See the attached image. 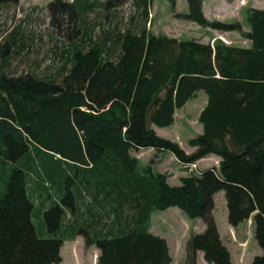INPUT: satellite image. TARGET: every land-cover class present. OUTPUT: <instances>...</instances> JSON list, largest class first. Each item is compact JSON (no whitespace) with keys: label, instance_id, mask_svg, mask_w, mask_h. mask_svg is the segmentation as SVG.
Listing matches in <instances>:
<instances>
[{"label":"trees","instance_id":"1","mask_svg":"<svg viewBox=\"0 0 264 264\" xmlns=\"http://www.w3.org/2000/svg\"><path fill=\"white\" fill-rule=\"evenodd\" d=\"M127 1L52 0L51 48L45 36L23 32L0 45V264H58L62 244L76 236L98 249L96 264H171L166 240L150 232L152 214L169 208L205 226L187 241V264L198 252L207 264H232L213 216L219 192L231 227L251 220L261 254L250 264H264V9L246 11L244 31L239 22H210L203 0H185L188 13L176 17L248 43L234 46L98 25L97 8ZM148 2L135 0L145 19ZM29 51L50 65L18 75L10 59ZM199 92L207 98L202 134L188 140V154L152 127L172 126ZM145 149L184 165L220 160L170 186L131 156ZM35 198L44 238L31 219Z\"/></svg>","mask_w":264,"mask_h":264},{"label":"rangeland","instance_id":"2","mask_svg":"<svg viewBox=\"0 0 264 264\" xmlns=\"http://www.w3.org/2000/svg\"><path fill=\"white\" fill-rule=\"evenodd\" d=\"M52 0H17L16 4L0 6V45L4 43L10 35L23 32L26 39L30 36H45V44L51 48L52 37L57 31L51 25V18L47 10V5ZM72 2L73 0H63ZM90 2L104 3L106 0H88ZM147 18L142 12V7L135 3V0H128L122 6L111 12L97 8L96 13H100L102 20L98 18V25L107 29L116 26L129 25L131 29L138 30L140 27L146 28L154 35H165L177 40L194 39L203 44H212L216 39L227 45L247 46L236 32H220L210 28H202L196 24L176 17L178 14H187L188 5L185 0H176L174 8L169 0H150L146 5ZM249 8L264 9V0H204L203 13L210 22L234 23L239 22L244 31L248 30L246 11ZM95 17V13L92 14ZM91 16V17H92ZM97 18V17H96ZM103 23V24H102ZM25 31V33H24ZM36 44V41H34ZM30 48V47H29ZM11 54L12 51L10 50ZM25 52L23 56H14L10 59L12 69L18 68L17 74H22L23 70L30 65H38V70L43 72L50 65L46 57H35L32 53ZM14 67V68H13ZM206 95L199 92L197 96L186 103L184 107L175 113L174 123L169 128L152 127L156 134L177 143L186 153H191L188 148V140L201 134L202 126L199 124V114L206 105ZM131 156L138 159L139 166L151 167L152 172L165 174L170 186H179L180 179L188 175H199V172L210 166H218V158L213 155L205 157L196 162L197 169L193 173L188 172L185 165L178 162L170 154L157 153L153 149L131 151ZM34 201V211L32 222L39 237L48 235L41 204L37 198ZM213 214L216 218L217 226L221 232L223 244L232 254L233 264H250L252 260L242 261L245 253L244 248H240L239 258L236 249L239 248L238 239L235 240L233 230L229 229L227 222V208L224 199V192H219L215 198ZM235 229V228H234ZM243 233L247 240L251 241L252 247L255 245L261 254L257 242L252 237L253 227L251 221H245L236 228ZM205 230L201 219H190L178 208H169L162 212H154L151 216V229L153 234L162 236L166 240L171 264H187V241L193 234H200ZM251 248V246H250ZM99 251L94 246H87L83 236H76L72 241H66L59 250L61 258L58 264H96ZM195 264H207L201 254H196Z\"/></svg>","mask_w":264,"mask_h":264},{"label":"crops","instance_id":"3","mask_svg":"<svg viewBox=\"0 0 264 264\" xmlns=\"http://www.w3.org/2000/svg\"><path fill=\"white\" fill-rule=\"evenodd\" d=\"M203 4H204V0H203ZM177 111V110H176ZM176 113V112H175ZM171 127V126H170ZM169 128V127H168ZM201 134H202V132H201ZM200 135V134H199ZM189 149H191V152H193V149L192 148H190V147H188ZM157 153H160V152H157ZM164 154H169V153H164ZM171 155V154H170ZM173 156V155H172ZM214 156V155H213ZM216 158H218L217 156H215ZM219 158H218V161H217V163H219ZM217 167V166H216ZM208 168V167H207ZM207 168H205V169H207ZM209 168H211V166L209 167ZM204 170V169H203ZM202 171V170H201ZM199 174H200V172H199ZM169 184V183H168ZM180 184V183H179ZM174 186H176V185H174ZM218 194V193H217ZM217 194L215 195V197H214V200H215V198H216V196H217ZM213 216H214V220H215V223H216V218H215V215L213 214ZM251 221V220H250ZM241 224H239L237 227H235V229L233 228V227H231V226H229V229H231V230H233V234H234V236H235V240H237L238 239V245H239V248L238 249H236V253H237V256H238V258H239V255H240V248H244L245 249V253H244V257H243V259H242V261H240V262H242V263H244L245 261H247V260H253V258L255 257V256H258V255H260L259 254V250L258 249H256V247H255V245L252 247V243H251V241H249V240H247L246 239V237H245V235L243 234V233H241V232H239V231H237V229L236 228H238L239 226H240ZM216 226H217V223H216ZM217 230H218V233H219V235H220V238H221V240H222V242H223V239H222V236H221V232H220V230H219V227L217 226ZM151 232V231H150ZM152 233V232H151ZM153 234V233H152ZM154 235H156V236H159V237H161L162 238V236H160V235H157V234H154ZM252 237L254 238V236H253V234H252ZM250 246H251V248H250ZM198 254H201V256L203 257V255H202V253H200V252H198ZM231 256H232V254H231ZM231 260H232V258H231ZM232 264H233V262H232Z\"/></svg>","mask_w":264,"mask_h":264},{"label":"built area","instance_id":"4","mask_svg":"<svg viewBox=\"0 0 264 264\" xmlns=\"http://www.w3.org/2000/svg\"><path fill=\"white\" fill-rule=\"evenodd\" d=\"M184 168H188V172L193 173L197 169V164L196 163L186 164Z\"/></svg>","mask_w":264,"mask_h":264}]
</instances>
